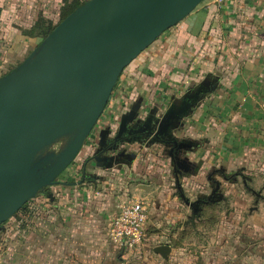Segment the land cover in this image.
I'll return each instance as SVG.
<instances>
[{
    "label": "crops",
    "instance_id": "crops-1",
    "mask_svg": "<svg viewBox=\"0 0 264 264\" xmlns=\"http://www.w3.org/2000/svg\"><path fill=\"white\" fill-rule=\"evenodd\" d=\"M17 37L0 27V77L22 59ZM171 108L162 143L155 133ZM113 145L122 162L109 166ZM127 197L144 200L149 214L133 251L109 239ZM32 227L3 244L14 245L0 264H199L218 237L237 239L236 227L264 237V0H203L143 51L54 185L51 241ZM165 243L173 249L164 256L154 247Z\"/></svg>",
    "mask_w": 264,
    "mask_h": 264
},
{
    "label": "water",
    "instance_id": "water-1",
    "mask_svg": "<svg viewBox=\"0 0 264 264\" xmlns=\"http://www.w3.org/2000/svg\"><path fill=\"white\" fill-rule=\"evenodd\" d=\"M202 1L87 0L0 77V226L59 181L86 144L124 70ZM174 112L169 110L155 133L162 143L168 142L163 133L173 125ZM64 137L67 144L44 168L42 153ZM117 148L106 149L112 152L109 166L122 162V153H113ZM156 249L164 254L169 247Z\"/></svg>",
    "mask_w": 264,
    "mask_h": 264
},
{
    "label": "rangeland",
    "instance_id": "rangeland-1",
    "mask_svg": "<svg viewBox=\"0 0 264 264\" xmlns=\"http://www.w3.org/2000/svg\"><path fill=\"white\" fill-rule=\"evenodd\" d=\"M60 4V0H0V16L5 17V22H3L4 24L0 23V27L6 29L8 36H11V38H16L17 35H20L17 39L19 41L23 39L21 41L23 44L22 59H20L18 64L15 62L14 68L30 56L45 38L29 39L25 36L21 37L23 31H25L24 29L29 28L33 24L34 16L38 12L53 16L55 22L58 23L60 20L58 11ZM9 43L11 45L12 42ZM67 141V137L59 139L42 153L41 157L44 160L40 161L43 163L44 168L54 163V153H59L62 147L67 144ZM49 189L51 190V197H48L45 193H40L31 201L29 204L31 215L27 217L33 226L32 228L42 227L43 231L47 233L44 234L47 238L51 236L52 230L50 228L52 227V222H54V185L50 186ZM20 219V216H15L7 224L0 226V254H5L8 247L14 245L10 243L8 246H4L3 244L6 241L13 242L12 240L16 239V237L18 239V231L22 226ZM230 233L239 237L228 243L222 242L221 238L218 237L217 243L205 246L204 249L201 248L203 253L199 264H264V237L262 235L258 234V236L256 234L257 236L252 237L245 233L243 228L239 227L230 230ZM48 239V241H51L50 238ZM252 241H256V244ZM15 243L18 244V242Z\"/></svg>",
    "mask_w": 264,
    "mask_h": 264
},
{
    "label": "built area",
    "instance_id": "built-area-1",
    "mask_svg": "<svg viewBox=\"0 0 264 264\" xmlns=\"http://www.w3.org/2000/svg\"><path fill=\"white\" fill-rule=\"evenodd\" d=\"M214 1L222 3L225 0ZM148 219V207L144 200L121 199L109 226V239L123 249L133 251L140 248L146 237Z\"/></svg>",
    "mask_w": 264,
    "mask_h": 264
},
{
    "label": "trees",
    "instance_id": "trees-1",
    "mask_svg": "<svg viewBox=\"0 0 264 264\" xmlns=\"http://www.w3.org/2000/svg\"><path fill=\"white\" fill-rule=\"evenodd\" d=\"M86 1L87 0H64L63 5L61 6V15H60L59 22L61 20H63L73 10H75L77 7H79L80 5L85 3ZM58 23H56L52 18H49L48 16H46L44 13H41L39 15L38 19L35 22H33L31 27L26 28L24 32L28 36L34 37V38L35 37H46L55 28V26ZM15 68L11 69V71L14 70ZM57 183H59V181L56 182L55 184H57ZM49 188H50V186L42 189L37 195H39L40 193H45V194H47L48 197H51V190ZM37 195L34 198L30 199L23 207H21V209L19 211H17V213L15 215H13L10 219H8L3 225L7 224L15 216H20V218H21L20 221H21L22 225L29 222V219L27 218L28 216L31 215V210L29 208V204L31 203L32 200H34L37 197ZM204 197H206V195ZM211 198H213V197H211ZM214 200L209 199V202L212 203V202H214ZM206 201H208V200H206ZM200 202H202L201 199H199V201L195 204V206L200 204ZM195 210H196V208H195ZM193 215H194V217H198V216H200V212H195ZM146 237H147V231H146ZM163 245H166L169 247V250L166 252L169 254L171 252V249H173V247H171L170 244H166V243ZM154 250L156 252L160 253L161 255H164V256L166 255L165 253L162 254L161 252L157 251L156 247H154ZM197 254H200V252H198Z\"/></svg>",
    "mask_w": 264,
    "mask_h": 264
},
{
    "label": "bare ground",
    "instance_id": "bare-ground-1",
    "mask_svg": "<svg viewBox=\"0 0 264 264\" xmlns=\"http://www.w3.org/2000/svg\"><path fill=\"white\" fill-rule=\"evenodd\" d=\"M80 122V121H79Z\"/></svg>",
    "mask_w": 264,
    "mask_h": 264
}]
</instances>
